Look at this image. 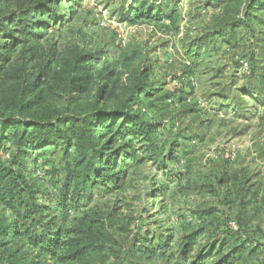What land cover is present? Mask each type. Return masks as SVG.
Returning <instances> with one entry per match:
<instances>
[{
  "label": "trees",
  "instance_id": "obj_1",
  "mask_svg": "<svg viewBox=\"0 0 264 264\" xmlns=\"http://www.w3.org/2000/svg\"><path fill=\"white\" fill-rule=\"evenodd\" d=\"M2 1L6 6L0 4V264H109L107 244L115 241L112 208L94 204L72 221L52 214L45 203L48 194L39 184V157L50 148L72 157L61 189L62 213L73 212L67 202L90 199L94 188L113 183L131 162L142 165L158 157L166 173L169 162L178 161L179 152L166 149L161 141L163 119L171 103H180L184 115L197 113L187 102L190 93L183 91L175 100L162 84L151 82L148 73L139 70L133 83L114 95L106 84H99L102 73L95 70L91 53L73 50L59 55L50 46L49 56L44 55L43 41L50 30H61L65 21L60 13L64 0ZM180 2L167 0L149 10L142 4L136 17L145 14L177 22L175 5ZM206 2L221 9L223 16L216 30L198 38L201 47L240 29L242 36L237 40L232 33L235 42L228 49L236 51L237 41H248L246 58L235 63L231 82L217 85V104L243 115L252 113L249 106L256 112L264 107V30L258 28L263 24L258 13L264 12V0ZM238 69L246 81L233 89L232 73ZM185 130L189 132L182 130L175 137L184 139L186 149L194 131L189 126ZM247 181L246 176L241 178L243 189ZM252 202L242 200L241 205L247 208ZM215 211L206 210L202 225L178 240V254L185 264H208L209 259H214L213 264H235L247 249L264 247L256 236L242 234L239 223L237 229L227 224L225 235H216L212 226H219L220 216ZM172 239V234L161 237L160 249L170 250ZM232 241L224 258V248Z\"/></svg>",
  "mask_w": 264,
  "mask_h": 264
},
{
  "label": "rangeland",
  "instance_id": "obj_2",
  "mask_svg": "<svg viewBox=\"0 0 264 264\" xmlns=\"http://www.w3.org/2000/svg\"><path fill=\"white\" fill-rule=\"evenodd\" d=\"M4 2L0 3L3 7ZM163 3L167 0H64L61 30H50L42 43L46 57L50 46L59 55L73 50L91 53L95 70L102 73L99 84H106L114 95L133 83L139 70H145L149 80L162 84L175 100L183 91L190 93L187 102L197 111L184 115L180 103H171L161 141L166 149L178 150L179 158L169 162L166 173L158 157L142 165L131 162L113 183L94 188L90 199L67 202L73 212L62 213L60 204L71 155L50 148L39 157V184L48 194L45 203L52 214L66 215L72 221L94 204L112 208L115 241L107 244L109 264H185L178 254V240L202 225L201 217L208 209H216L220 216L219 226H212L216 235L224 236L231 223H239L242 234L256 236L257 243L264 244V107L256 113L249 106L252 113L243 115L217 104L215 96L217 85L229 84L235 63L246 58L248 41H237L236 51L228 49L235 42L231 35L237 40L242 36L240 29L201 47L198 38L216 30L223 16L221 9L208 6L206 0H181L175 5L180 15L177 22L145 14L136 17L140 5L149 10ZM258 14L263 22L258 28L264 30V12ZM246 68L244 63L242 69ZM242 69L232 73L233 89L246 81ZM188 126L194 140L185 149L184 139L175 134L189 132ZM243 176L248 179L244 189ZM239 197L245 204L254 202L243 208ZM171 234L170 250L160 249V238ZM233 236L236 241L237 235ZM233 243L224 248V258ZM214 262L208 260V264ZM235 264H264V247L254 252L247 249Z\"/></svg>",
  "mask_w": 264,
  "mask_h": 264
},
{
  "label": "built area",
  "instance_id": "obj_3",
  "mask_svg": "<svg viewBox=\"0 0 264 264\" xmlns=\"http://www.w3.org/2000/svg\"><path fill=\"white\" fill-rule=\"evenodd\" d=\"M230 227L233 228V229H237V225L235 223H231Z\"/></svg>",
  "mask_w": 264,
  "mask_h": 264
}]
</instances>
